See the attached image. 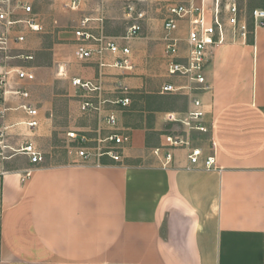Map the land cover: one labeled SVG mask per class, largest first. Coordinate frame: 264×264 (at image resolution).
Masks as SVG:
<instances>
[{
    "label": "crops",
    "instance_id": "crops-1",
    "mask_svg": "<svg viewBox=\"0 0 264 264\" xmlns=\"http://www.w3.org/2000/svg\"><path fill=\"white\" fill-rule=\"evenodd\" d=\"M26 2L43 27L29 36L28 47L37 35L51 33L56 60L73 53L76 64L59 67L67 77L70 72L69 80L95 82L96 58L75 59L80 42L74 32L87 17L95 38L111 37L104 29L112 19L124 21L122 1L82 0L71 18L56 12L52 20L45 0ZM225 38L206 69L210 90L200 95L208 132L192 136L219 169L186 170L185 150H176L171 167L161 168L151 150L161 142L160 126L168 127L162 116L157 133L126 128L130 137L119 163L104 158L102 165H84L74 154L40 148L43 161L29 179L21 180L31 167L24 157L7 163L0 175V264H264V27L250 24L246 38L228 28ZM109 73L131 87L129 74ZM115 98L104 93L101 115L79 112L72 127L96 136L106 129L103 117L114 110L106 104ZM168 111L174 110L162 112ZM50 135L42 119L32 141L49 142Z\"/></svg>",
    "mask_w": 264,
    "mask_h": 264
},
{
    "label": "built area",
    "instance_id": "built-area-1",
    "mask_svg": "<svg viewBox=\"0 0 264 264\" xmlns=\"http://www.w3.org/2000/svg\"><path fill=\"white\" fill-rule=\"evenodd\" d=\"M123 18L129 22L126 34L119 38H95L87 31L91 19L80 20V28L74 32L78 44L74 57L79 62L96 58L98 79L84 81L72 78L71 86L88 95L80 110L103 111L101 100L104 93H115V100L109 101L118 108L130 104L131 88L121 76L112 75L109 70L132 74L133 52L130 41L137 38L146 22V12L139 8L144 0H121ZM157 5H165L163 19V51L166 77L170 81L161 89V95L181 96L186 99L183 111L163 113L166 127L161 134V142L151 150L152 156L161 168L171 167L176 150H185L186 170H218L214 155L203 156L201 148L193 145L194 134L208 132L206 111L200 95L208 92L206 69L214 48L224 44L228 28L233 35L246 38L248 23L241 17L234 1L223 4L222 0H152ZM82 0H68L64 5L71 10L78 9ZM254 29L264 27V4L251 10L249 14ZM43 31L32 6L26 0H0V175L5 173V165L18 158H26L31 167L23 170L21 180H27L32 169L43 161L41 149L32 141L33 135L41 127L40 110L32 102L27 86L36 75L27 66L35 58L32 50L25 45L29 36ZM93 40L94 48L84 42ZM64 73L59 68V74ZM105 78H112L107 81ZM97 98L94 104L92 99ZM104 125L109 134L101 138L90 135L89 131L70 130L65 140L70 144V154H74L81 164L102 165L104 158L115 163L122 161V151L129 137L122 133L119 117L114 110L106 112ZM214 154L215 145L209 141Z\"/></svg>",
    "mask_w": 264,
    "mask_h": 264
},
{
    "label": "rangeland",
    "instance_id": "rangeland-1",
    "mask_svg": "<svg viewBox=\"0 0 264 264\" xmlns=\"http://www.w3.org/2000/svg\"><path fill=\"white\" fill-rule=\"evenodd\" d=\"M170 1L184 2L186 0ZM222 1L223 4L234 1L241 17L246 18L248 26L251 24L249 18L251 10L264 4V0ZM45 2L47 6L50 5L51 7L49 9V18L51 20L56 12L66 15L64 18H69V14L74 12L64 5L68 0H57V2L45 0ZM139 8L146 12L147 20L139 36L129 42L134 60L133 72L128 75L131 82L130 104L126 108H118L114 105L106 104L107 109H114L119 112L118 114L121 118L120 127L123 128L122 133L127 137H130L126 130L127 127H149L153 132L158 131L159 127L157 126L164 110L183 111L187 104L184 97L160 94L161 87L167 81L162 57L164 43L162 41L164 35L162 25L165 17V5H157L152 0H144ZM128 25L129 22L125 20L112 19L110 24L104 29V33L111 37H121L126 34ZM29 42L32 48H29L27 43L25 48L34 51L35 58L27 66L33 68L36 79L27 88L32 102L40 110L44 124L51 134L49 142L35 143L48 154H70L72 149L65 140V134L70 130L76 129L72 127V122L75 119L74 124L78 123L80 119L78 114L81 112L80 106L84 98L81 96L82 92L78 93L72 89L69 80L70 72L68 77L65 73L59 74V67L64 65L68 70L66 66L76 64L73 58L70 59V55L73 53L69 51L66 54L64 53L65 55L62 54V57H64L63 61L56 60L53 50L54 38L51 33L37 35ZM140 83L143 84V87L138 86ZM81 113L82 115L90 113L101 115L99 111ZM160 128L162 130H159V136L164 130L163 126H160ZM104 130L106 129L97 131L100 133L101 138L109 134V131Z\"/></svg>",
    "mask_w": 264,
    "mask_h": 264
}]
</instances>
